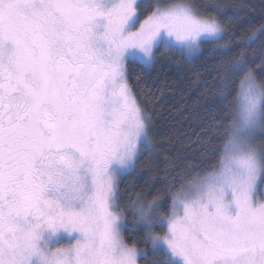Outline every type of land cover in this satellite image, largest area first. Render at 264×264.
Returning a JSON list of instances; mask_svg holds the SVG:
<instances>
[{
    "label": "snow or ice",
    "instance_id": "1",
    "mask_svg": "<svg viewBox=\"0 0 264 264\" xmlns=\"http://www.w3.org/2000/svg\"><path fill=\"white\" fill-rule=\"evenodd\" d=\"M140 8L0 0V264L147 255L125 241L118 203L119 178L151 143L127 62L150 65L161 47L191 57L203 43L224 70L219 99L233 97L226 138L205 150L215 163L170 190V204L136 194L129 208L157 264H264V63L258 80L247 52L264 47V23L226 40L225 5L155 0L143 20Z\"/></svg>",
    "mask_w": 264,
    "mask_h": 264
},
{
    "label": "trees",
    "instance_id": "2",
    "mask_svg": "<svg viewBox=\"0 0 264 264\" xmlns=\"http://www.w3.org/2000/svg\"><path fill=\"white\" fill-rule=\"evenodd\" d=\"M154 2L141 0V20L148 5ZM170 2L173 0H162V3ZM197 3L226 6L227 15L220 17L229 32L226 40L232 33H246L264 23V0H197ZM213 47L203 43L200 51L191 57L161 47L150 65L137 60L127 62L129 84L151 118L150 145L141 147L134 169L118 181V203L126 218L124 239L147 252L138 258V264H157L161 257L152 253L145 231L131 214L129 205L136 194L145 201L159 196L170 204V190L193 181L207 165L215 163L214 157L205 158V150L226 138L231 120L225 117L230 114L233 97L228 98L227 107L219 99L218 86L224 70ZM247 52L249 66L259 80L264 47L257 43ZM161 211L166 213L168 208ZM154 231L162 230L155 226Z\"/></svg>",
    "mask_w": 264,
    "mask_h": 264
},
{
    "label": "rangeland",
    "instance_id": "3",
    "mask_svg": "<svg viewBox=\"0 0 264 264\" xmlns=\"http://www.w3.org/2000/svg\"><path fill=\"white\" fill-rule=\"evenodd\" d=\"M143 20V19H142ZM139 25H137V27H138ZM150 137V136H149ZM261 141H260V138L258 137L257 138V143H260ZM155 227V226H154ZM68 242V240L67 239H65L64 241H63V243H67Z\"/></svg>",
    "mask_w": 264,
    "mask_h": 264
}]
</instances>
